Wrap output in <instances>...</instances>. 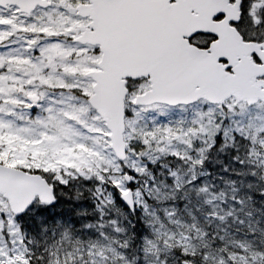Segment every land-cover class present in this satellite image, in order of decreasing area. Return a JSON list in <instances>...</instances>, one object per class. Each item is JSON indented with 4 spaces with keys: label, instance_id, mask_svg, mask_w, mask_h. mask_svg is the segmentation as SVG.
Segmentation results:
<instances>
[{
    "label": "snow or ice",
    "instance_id": "6c2138e0",
    "mask_svg": "<svg viewBox=\"0 0 264 264\" xmlns=\"http://www.w3.org/2000/svg\"><path fill=\"white\" fill-rule=\"evenodd\" d=\"M14 2L16 15L33 22L13 31L16 21L0 19V264L84 259L79 246L66 251L54 243L41 252L24 231L37 205L54 209L75 181L93 182L89 192L103 219L117 194L133 208L141 202L136 177L152 175L149 165L161 156L187 164L192 184L212 152L234 149L242 168L264 167V0ZM19 31L30 33L23 51L6 43ZM189 105L195 108L187 126L140 124L149 111ZM180 139H186L183 154L174 151ZM15 187L19 196L10 191ZM75 199H82L79 191ZM60 236L69 240L68 229ZM160 250L145 239V259ZM172 250L179 264H264V241L248 238L213 236L200 249L166 243L164 251ZM87 257L91 264L125 259L99 241L89 242Z\"/></svg>",
    "mask_w": 264,
    "mask_h": 264
},
{
    "label": "trees",
    "instance_id": "16d2710c",
    "mask_svg": "<svg viewBox=\"0 0 264 264\" xmlns=\"http://www.w3.org/2000/svg\"><path fill=\"white\" fill-rule=\"evenodd\" d=\"M218 153V161L214 167L211 163H206L207 172L201 178L199 177L195 185L187 180L177 181L171 178L169 174H165L164 181L179 186V192L174 197H171V194L167 196L165 190H160L158 196H151L146 193V199L153 211V214L147 217L151 221L149 228L145 229L144 227L145 216L140 209L136 211L138 216H133L134 220L130 229L137 236L150 234L154 242L163 239L171 241L170 244L173 245L177 242L175 240L178 239V234L183 231V241L180 243L184 244L185 239L190 238L195 245L194 248L197 249L203 248L206 243H210L213 236H224L225 241L248 238L256 245H260L264 241V227L261 226V220H264V199H262L264 188L260 187L261 181L258 173L264 175L262 170L264 167L257 168L256 172L252 170V165L242 168L232 159L235 154L234 149ZM240 155H244L243 148ZM166 172L169 173L168 170ZM253 172L256 175H252ZM140 179L141 181L135 182L136 185L141 186L146 185V183L152 185L148 177L143 176ZM175 182L178 183L175 184ZM182 189L186 190L185 193H181ZM201 189H206V191ZM76 192L69 186L67 194L61 197L58 208H54V210L42 208L34 213L29 223L24 225V231L33 241L34 248L36 243L42 240V235L47 241H57L65 228L68 229L70 237L78 236L84 239L87 235L85 225H93L94 222L95 226L93 225L90 231L91 233L95 231L94 235L99 234L96 227L99 222L111 221L118 216L119 213L114 212L113 208L109 206L104 209L105 216L101 219L95 211L96 202L92 195L83 192L81 193L82 199L76 200ZM195 193H200L204 197V202L195 200ZM221 196L226 199H235L234 203L224 204L226 208L232 209V211L225 215L222 212H214L210 218L202 217L212 207L209 202ZM116 201L120 204L118 195H116ZM177 201H179V207H177ZM164 205L168 207L162 209L161 207ZM42 216H46L47 220L38 219ZM162 216L163 218H161ZM57 220L60 222L59 227H57ZM249 222L254 225L252 228L254 235L249 232L247 226ZM21 223L24 222L21 221ZM54 229L57 233L55 237H53ZM201 233L204 235L202 236ZM118 250L124 251L121 248Z\"/></svg>",
    "mask_w": 264,
    "mask_h": 264
},
{
    "label": "rangeland",
    "instance_id": "374dc122",
    "mask_svg": "<svg viewBox=\"0 0 264 264\" xmlns=\"http://www.w3.org/2000/svg\"><path fill=\"white\" fill-rule=\"evenodd\" d=\"M35 17L37 18L34 22L36 23H39L41 21V17H42V13L40 10H37L35 12ZM11 19V20H14L16 21V24L14 26V28L12 29L13 31L15 30V27H19L21 25H29L31 24V22H33V19L32 17H29V16H17L16 15V12H15V7H7L5 9H1L0 8V19ZM43 20L46 21L47 20V17H43ZM30 36V33L28 32H25V31H19V32H16L14 37H13V40L14 42L13 43H10L8 42L7 45L9 48H13V49H16L18 51H23V42H24V39L26 37H29ZM46 43L45 39L44 38H40V44L41 45H44ZM10 45V46H9ZM194 108L195 106H192V107H179L177 108L178 110H181V111H188L186 116L188 117H191L192 114H193V111H194ZM160 110L162 111H167V112H170V113H173L175 112L176 109H173V108H169L168 106H163ZM149 114V119L150 121H152V119H156V120H163L165 122L169 121L168 119V116H162L163 114L159 115L158 116V113L156 111H149L148 112ZM185 122L183 126H187L190 124L191 122V119H185L183 116L179 117H173V123L176 125V127H180L182 126L181 122ZM151 123V122H150ZM135 133H136V129L135 128H131L128 130V134L131 135L132 137H135ZM186 139H180L177 141V146H175V149L174 151H178L179 152V149L182 148V145L183 143H185ZM180 153V152H179ZM81 183H78V182H74L72 183L71 187L73 186V189L76 190V191H79L80 193H83V192H87V194H91V192H89V189H92L94 188V184L92 181H83V180H80ZM174 191L176 189H173ZM133 191H135V188H133ZM186 190H181V193H185ZM173 193V192H171ZM118 195V194H117ZM195 196V200L197 201H200V202H204V197L200 194V193H195L194 194ZM115 199H116V196H115ZM141 202L139 204H141L140 208L141 210L145 212V204L146 203V200H145V197L142 196L140 198ZM235 199L234 198H223L221 200H214V201H210L209 203L212 205V207L209 209V212L208 213H204L202 215V217H206V218H209L211 216V214L216 211V212H222L224 215L227 214L228 212H231L232 209H229V208H226L224 204H231V203H234ZM40 205H37L34 209V212L37 211L38 207ZM148 206V209H149V205L147 204ZM113 208V211L114 212H118V216H116L115 218H119L120 219V223L119 225H115V226H112V225H109L105 222V227L103 228V231L105 232L104 234L106 235V233L109 235L112 236L111 238V241L108 242V239H104V241H101L97 238H94V236L92 234H88V237H86V240L88 242H96V241H99L101 242L102 244H104L105 246L111 244L112 247H115L117 250L120 249V243L122 242V238L128 236V233H125L123 236H118L119 233L116 232L115 228L116 227H119L122 229L121 232H124L128 229V225L126 223L129 224V222L131 223L132 219L128 216V211L123 208H121L119 206L118 203H116L114 206H111ZM124 219H127V220H124ZM100 222L98 223L97 226H100ZM107 236V235H106ZM108 237V236H107ZM146 238H150L151 237H146ZM145 238V239H146ZM76 241H74L73 243H75ZM81 242H82V239H81ZM54 243H59L61 245V241H52L50 243L47 242L46 238L42 235V240L40 242H37L36 243V247L38 246L39 247V250L42 252L43 249L47 246H51L53 245ZM65 244H69V240H66L64 241ZM157 246L158 249H161L159 252L163 253V252H166L164 251V248L166 247V243L168 244L169 242L166 241V240H160V241H156L154 242ZM185 243H190L193 245V247H195L194 243L189 239H185ZM142 249H144L145 247V242H144V239L142 240ZM72 246L73 245H70L69 247H65V246H62L66 251H71L72 250ZM87 246L88 244H85L84 245V251H82L81 253V256L84 257V259L82 260L84 262V264H91V260L87 257ZM119 251V250H118ZM121 252V251H120ZM157 252L156 256H159L161 258L160 262H163L164 261V258L166 257L167 258V264H177V260H176V254L175 252L173 251H169L168 255H165V254H161ZM122 255H125L123 252H121ZM110 255V254H109ZM143 255L145 256V253L143 252ZM162 255V256H161ZM153 254L152 253H149L147 254V257L151 258V259H155L153 258ZM61 259L63 260V256H61ZM119 261H120V258L117 257L114 261H110V264H119ZM147 264V262H146ZM155 264H157V261H155Z\"/></svg>",
    "mask_w": 264,
    "mask_h": 264
},
{
    "label": "clouds",
    "instance_id": "9594fccd",
    "mask_svg": "<svg viewBox=\"0 0 264 264\" xmlns=\"http://www.w3.org/2000/svg\"><path fill=\"white\" fill-rule=\"evenodd\" d=\"M258 176L260 178V187L264 188V175H261L258 173ZM264 199V197H262ZM177 207H179V201L176 202ZM129 217L138 216L137 213L128 212L127 213ZM163 218V216L161 217ZM145 229L149 228V224L151 223L150 219L145 217L143 220ZM251 224L252 228L254 225ZM249 224L247 226H249ZM261 226L264 227V220H261ZM146 234H142L140 236H137L132 229H128V236L122 238V242L120 243L121 249L124 250L125 253V259L120 260L119 264H155V261L151 258L147 257L145 259V256L143 255V249L141 241L145 238ZM84 244H89L87 240L81 242L80 240H77L75 243H73L72 250L79 246L82 251H84ZM130 257V258H129ZM76 260L78 261V264H84L82 260L79 258V254L76 256Z\"/></svg>",
    "mask_w": 264,
    "mask_h": 264
},
{
    "label": "water",
    "instance_id": "95a60500",
    "mask_svg": "<svg viewBox=\"0 0 264 264\" xmlns=\"http://www.w3.org/2000/svg\"><path fill=\"white\" fill-rule=\"evenodd\" d=\"M6 4H15L14 0H4V3L2 4V6H5ZM10 191H14L16 193V195H20V193L22 192V189L20 187H15L13 189H10ZM123 201V199H121ZM123 203L130 208V210H133L134 208L129 206L125 201H123Z\"/></svg>",
    "mask_w": 264,
    "mask_h": 264
}]
</instances>
